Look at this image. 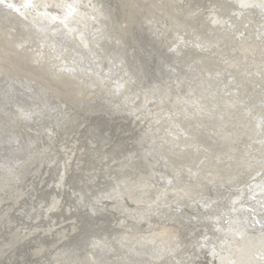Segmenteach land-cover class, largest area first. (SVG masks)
Returning <instances> with one entry per match:
<instances>
[{"label":"rangeland","instance_id":"obj_1","mask_svg":"<svg viewBox=\"0 0 264 264\" xmlns=\"http://www.w3.org/2000/svg\"><path fill=\"white\" fill-rule=\"evenodd\" d=\"M76 1L0 0V264H247L264 0Z\"/></svg>","mask_w":264,"mask_h":264},{"label":"bare ground","instance_id":"obj_2","mask_svg":"<svg viewBox=\"0 0 264 264\" xmlns=\"http://www.w3.org/2000/svg\"><path fill=\"white\" fill-rule=\"evenodd\" d=\"M29 2V4L33 7V6H43L44 4H45V2L46 1H51V2H56V4H58L60 7H61V9H62V18L63 19H67V18H74V17H76V20L78 21V22H82L81 21V19L79 18V16H81L82 15V13L83 12H85V11H83V10H80V9H78V10H76L74 7V4H75V2L77 3L78 1H76V0H21V2L22 3H25V2ZM83 1V0H82ZM16 2V1H15ZM5 7V6H4ZM6 7H8V6H6ZM55 9V8H54ZM65 10H67V12L68 13H64V11ZM38 12V11H37ZM44 12V11H43ZM21 13V12H20ZM47 13V12H46ZM46 13H44V14H46ZM57 13V12H56ZM23 14H25V13H23ZM83 16V15H82ZM58 20V19H57ZM83 20H85L84 18H83ZM59 21V20H58ZM61 23V22H60ZM68 23H69V21H68ZM83 24H85L84 23V21H83ZM75 25V24H74ZM72 26V25H71ZM75 26H78V25H75ZM74 26V27H75ZM78 28V27H77ZM79 28H80V26H79ZM260 30V29H259ZM262 30V29H261ZM99 43H101L100 42V40L98 41ZM97 42V44L99 45V43ZM254 186V185H253ZM256 187V186H255ZM264 187L263 186H261L259 189L260 190H262ZM250 190V189H249ZM228 191V190H227ZM246 192H247V190H246ZM248 193V192H247ZM256 193H257V190H256ZM250 194H251V192H250ZM254 194H252V196H253ZM257 197V196H256ZM249 198V197H248ZM245 205V204H244ZM247 207V206H246ZM252 212V211H251ZM250 212V213H251ZM244 214H246V213H244ZM253 215L255 214L256 215V213H252ZM254 215V216H255ZM244 216V215H243ZM257 216H258V214H257ZM239 218H240V215H237V216H234L232 219H230V221H229V225L227 226V228L225 227L224 229L227 231V229H229L230 230V228L231 227H234V224H235V222H238L239 221ZM247 218V217H246ZM253 218V217H252ZM223 219V218H222ZM225 219V218H224ZM251 219V218H250ZM258 219H259V221H262L263 219H261L260 217L259 218H257V219H255V218H253V223H256L257 221H258ZM221 221V220H220ZM219 223V222H218ZM260 223V222H259ZM226 224V223H225ZM235 225H237V224H235ZM249 226V225H248ZM247 227V226H246ZM260 232V231H259ZM258 232V233H259ZM202 233V232H201ZM206 233V232H205ZM244 233H245V231L244 232H240L239 233V236H243L244 235ZM256 233V232H255ZM212 234V233H211ZM224 234V233H223ZM247 234V233H246ZM198 236V235H197ZM207 237H208V235L206 236V234L204 235V237H202L203 239H207ZM200 239V238H199ZM224 239V238H223ZM257 239V238H256ZM253 240V238H251V240L250 239H248V241H246L247 242V244L248 243H251V245H253L254 243H256V244H258V242H260V241H258V240ZM196 240V239H195ZM225 240V239H224ZM229 240V239H228ZM249 241H251V242H249ZM256 241V242H255ZM199 242V241H198ZM201 242V241H200ZM178 243V242H177ZM197 243V242H196ZM210 243H212V242H210ZM214 244V243H213ZM173 247V246H172ZM171 247V248H172ZM177 247V246H176ZM175 247V248H176ZM174 248V247H173ZM249 248H250V245H249ZM261 248V247H260ZM258 246L256 247V251H253L252 253L251 252H249V249H248V246L246 245V246H244V249H245V251H246V253H247V260L245 261V262H243V263H247V264H264V249H260ZM198 249V248H197ZM199 249H201V247L199 248ZM225 249V248H224ZM255 249V248H254ZM171 250V249H170ZM174 250V249H173ZM172 250V251H173ZM176 250V249H175ZM195 250V249H194ZM224 251H226V250H224ZM263 251V252H262ZM198 252H199V250H198ZM197 253V252H196ZM210 253V252H209ZM224 253H226V252H224ZM223 253V254H224ZM222 254V255H223ZM254 254V255H253ZM189 255V254H188ZM199 255V254H198ZM217 255V254H216ZM255 255L256 256H259L260 255V260H257L256 259V257H255ZM192 256V255H191ZM190 257V256H189ZM193 257H194V255H193ZM192 257V258H193ZM222 258L221 259H224V257L223 256H221ZM226 257V256H225ZM196 258V257H195ZM227 258H228V255H227ZM130 259V258H129ZM206 259V258H205ZM204 259V260H205ZM261 259H263V260H261ZM178 260V259H177ZM209 260V259H208ZM188 261V260H187ZM186 261V262H187ZM203 261V260H202ZM131 262V261H130ZM178 262V261H177ZM181 262V261H180ZM182 262H183V260H182ZM181 262V264H183ZM199 262V261H198ZM209 263V262H208ZM212 262H210V264H211ZM217 263H219V262H217ZM129 264V263H128ZM130 264H140L139 262H137V261H133V262H131ZM179 264V263H178ZM184 264H186V263H184ZM188 264V263H187ZM203 264V263H202ZM214 264V263H213ZM222 264V263H221ZM223 264H224V262H223Z\"/></svg>","mask_w":264,"mask_h":264}]
</instances>
